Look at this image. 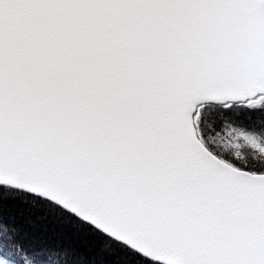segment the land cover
<instances>
[{
	"label": "snow or ice",
	"instance_id": "6c2138e0",
	"mask_svg": "<svg viewBox=\"0 0 264 264\" xmlns=\"http://www.w3.org/2000/svg\"><path fill=\"white\" fill-rule=\"evenodd\" d=\"M0 264H264V0H0Z\"/></svg>",
	"mask_w": 264,
	"mask_h": 264
}]
</instances>
